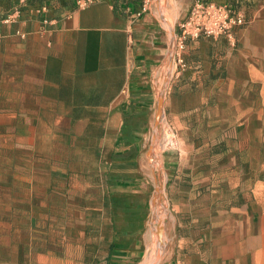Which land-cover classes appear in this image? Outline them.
Masks as SVG:
<instances>
[{"label": "crops", "instance_id": "crops-1", "mask_svg": "<svg viewBox=\"0 0 264 264\" xmlns=\"http://www.w3.org/2000/svg\"><path fill=\"white\" fill-rule=\"evenodd\" d=\"M193 1L163 17L156 3L136 18L141 0H96L0 20V117L22 120L19 150L44 176L48 212H70L76 194L94 202L78 209L97 215L103 264L141 263L158 182L172 216L162 264H264V0L235 47L189 41L179 63ZM40 3L55 4H25ZM160 99L179 145L161 171L149 142Z\"/></svg>", "mask_w": 264, "mask_h": 264}, {"label": "rangeland", "instance_id": "rangeland-1", "mask_svg": "<svg viewBox=\"0 0 264 264\" xmlns=\"http://www.w3.org/2000/svg\"><path fill=\"white\" fill-rule=\"evenodd\" d=\"M148 1L149 5L156 3L158 13L163 17L161 9L173 7L179 11L186 0ZM52 2L60 5L62 0ZM76 2L77 0L75 4ZM25 3L27 2L15 5L11 10L7 9L8 12L0 5V17L6 16L2 22L14 25L13 21L20 13L29 10V5ZM59 8L62 7L56 6V9ZM33 10L40 11L34 7ZM48 11L49 9L46 13H49ZM235 46L236 42L233 47ZM21 122V119L0 117V264H38L45 260L59 264H103L108 241H92L97 215L94 212L84 214L78 209L85 203L89 207L94 202L89 198H78L76 194L71 197L70 206H67L70 212H48L46 203L52 201V198L48 197L47 191L43 189L45 182L40 177L44 176L37 174L39 168L36 159L19 150L22 147L21 130H24L19 128ZM149 142L152 145L151 154L156 170H160L159 160L162 154L175 151L179 147L178 135L162 115L160 123L153 127ZM151 200L145 256L149 257L153 264H162L167 248L166 237L162 234V238H159L157 231L162 228L164 232L165 225L172 218L163 182L156 184ZM157 208H160L161 215L164 216L159 223L156 222ZM98 220H101L100 216ZM84 233L83 240L81 237ZM156 258H159V262H156Z\"/></svg>", "mask_w": 264, "mask_h": 264}, {"label": "built area", "instance_id": "built-area-1", "mask_svg": "<svg viewBox=\"0 0 264 264\" xmlns=\"http://www.w3.org/2000/svg\"><path fill=\"white\" fill-rule=\"evenodd\" d=\"M95 1L77 0L75 9L84 10ZM141 1L140 8L135 13L136 18L148 11L149 1ZM40 11L46 13L47 8H42ZM247 25L248 21L243 11L232 14L224 4H203L194 1L187 18L179 26L180 33L175 42V57L179 63H182L181 55L187 42L197 41L200 38L213 41L224 38L231 46H234L238 31Z\"/></svg>", "mask_w": 264, "mask_h": 264}, {"label": "trees", "instance_id": "trees-1", "mask_svg": "<svg viewBox=\"0 0 264 264\" xmlns=\"http://www.w3.org/2000/svg\"><path fill=\"white\" fill-rule=\"evenodd\" d=\"M31 0H27V2L29 3ZM75 1L76 0H63L62 3L59 5L61 6V10L65 9V8H71V10H75ZM198 1L200 3L203 4H224L227 6V8L229 9V11L234 14L237 13L239 11H243L245 16H246V20L249 22V14L250 11L254 9L256 3L259 0H195ZM119 2V0H116V6L117 3ZM16 0H8V7H13L16 5ZM32 6L34 8H37L38 10H41L42 8H54L53 11L55 12V14L58 12L56 9V6H58V4L55 5H47V4H39V6H35V5H29V7ZM55 6V7H54ZM60 9V8H59ZM0 20H3V16L0 17Z\"/></svg>", "mask_w": 264, "mask_h": 264}, {"label": "water", "instance_id": "water-1", "mask_svg": "<svg viewBox=\"0 0 264 264\" xmlns=\"http://www.w3.org/2000/svg\"><path fill=\"white\" fill-rule=\"evenodd\" d=\"M162 109H163V100L160 99L159 103H158V110H157V114H156V125H158L160 123V118L162 115ZM158 237L162 238V234H163V230L162 228H159V230L157 231Z\"/></svg>", "mask_w": 264, "mask_h": 264}, {"label": "bare ground", "instance_id": "bare-ground-1", "mask_svg": "<svg viewBox=\"0 0 264 264\" xmlns=\"http://www.w3.org/2000/svg\"><path fill=\"white\" fill-rule=\"evenodd\" d=\"M162 147H164V143H163V145H162ZM155 214H156V222L157 223H159L162 219H163V217H162V215H161V211H160V208H157L156 209V212H155ZM160 215V216H159ZM159 216V217H158ZM149 257H146V256H144V258H143V260H142V262H141V264H153L152 263V261H150V259H148ZM159 262V258H156V262ZM155 264V263H154Z\"/></svg>", "mask_w": 264, "mask_h": 264}]
</instances>
